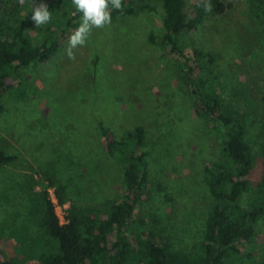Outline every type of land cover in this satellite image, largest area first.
Wrapping results in <instances>:
<instances>
[{
    "label": "rangeland",
    "instance_id": "1",
    "mask_svg": "<svg viewBox=\"0 0 264 264\" xmlns=\"http://www.w3.org/2000/svg\"><path fill=\"white\" fill-rule=\"evenodd\" d=\"M222 1L227 4L222 13L205 16L182 40L188 50L203 53V78L211 79L225 99L236 95L258 176L264 141V102L259 99L264 34L246 0ZM139 2L149 7L93 28L86 44L73 49L74 59L65 49L79 25L67 30L47 59L7 77L8 86L0 93V150L15 159L0 166V256L36 264L46 238L40 224L44 191L59 222L66 221L70 203L103 215L120 195L122 165L103 149L99 124L115 138L136 125L143 128L147 173L131 219L135 232L152 235L172 253L199 248L211 201L203 166L222 160L219 132L214 122L192 115L179 59L166 51L162 38L159 1ZM33 3L6 0L0 10L9 21L15 13L35 43L39 26L30 19ZM46 177L63 185L62 203ZM130 233L124 264H136L138 256L135 233ZM238 250L225 264H264V217Z\"/></svg>",
    "mask_w": 264,
    "mask_h": 264
},
{
    "label": "trees",
    "instance_id": "2",
    "mask_svg": "<svg viewBox=\"0 0 264 264\" xmlns=\"http://www.w3.org/2000/svg\"><path fill=\"white\" fill-rule=\"evenodd\" d=\"M3 1L6 0H0ZM139 1L122 0V10L110 5L111 20L132 14L137 8L149 7ZM157 1L162 12V38L166 51L179 59L183 85L192 101V115L214 122L219 132L222 160L203 166L211 201L203 223L202 242L194 253H172L165 243L153 239L152 235L139 236L138 231L135 232L138 227L131 219L141 200L147 173L145 152L141 149L143 128L136 125L115 138L107 127L99 124L103 149L122 165V191L103 215L91 206L77 207L70 203L65 222H59L44 191L40 224L46 238L36 264H124L131 250L128 232L135 233L136 264H225L229 257L239 253V243L252 238L257 220L264 217V141L260 147L261 158L257 161L260 172L256 176L258 164L254 163L255 155L244 138L243 113L235 105L236 95L230 94L232 100L225 99L211 79L203 78L199 70V57L204 56L203 53L195 48L188 50L182 40V36L193 31L205 16L222 13L227 4L222 0H210L212 10L206 12L203 0ZM44 2L50 4L52 18L37 28L39 40L35 43L22 31L23 21L15 13H11L10 21L14 22L11 23L7 12L0 10V93L8 86L7 77L32 61L47 59L58 49L67 30L82 20L83 14L76 10L72 0ZM246 2L264 34V0ZM262 84L259 99L264 102V81ZM14 159V154L0 150V166ZM45 180L47 185H55L56 199L62 203L63 185L48 177ZM0 264L28 263L16 256H0Z\"/></svg>",
    "mask_w": 264,
    "mask_h": 264
},
{
    "label": "clouds",
    "instance_id": "3",
    "mask_svg": "<svg viewBox=\"0 0 264 264\" xmlns=\"http://www.w3.org/2000/svg\"><path fill=\"white\" fill-rule=\"evenodd\" d=\"M22 4L23 0H19ZM77 11L81 12L82 20L79 26L70 34L68 38V46L65 49V54L74 59L73 49L82 47L91 34L93 28H103L105 25L111 23V8L116 10L123 9L122 0H72ZM203 7L206 12L212 10L210 0H203ZM51 12L44 0L36 3L34 0L33 10L30 19L34 21L35 25H45L51 20Z\"/></svg>",
    "mask_w": 264,
    "mask_h": 264
}]
</instances>
